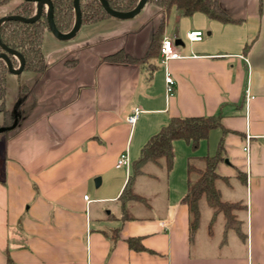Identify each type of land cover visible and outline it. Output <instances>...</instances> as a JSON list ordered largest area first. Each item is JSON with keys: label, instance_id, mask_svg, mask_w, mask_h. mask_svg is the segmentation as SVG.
Returning <instances> with one entry per match:
<instances>
[{"label": "crops", "instance_id": "1", "mask_svg": "<svg viewBox=\"0 0 264 264\" xmlns=\"http://www.w3.org/2000/svg\"><path fill=\"white\" fill-rule=\"evenodd\" d=\"M220 4L239 22L171 10L163 39L181 58L166 64L160 55L139 64L103 60L119 50L147 54L161 20L148 13L143 24L85 25L78 38L82 26L69 44L45 33L46 71L24 76L36 85L17 127L5 128L0 115V264H264V0ZM192 30L203 40L190 42ZM135 108L142 112L130 125ZM209 116L221 127L197 150L175 141L170 173L149 164L135 185L139 199L119 200L151 136L172 118ZM221 146L217 188L234 204L241 234L203 200L191 238L189 158ZM123 152L131 165L117 169Z\"/></svg>", "mask_w": 264, "mask_h": 264}, {"label": "trees", "instance_id": "2", "mask_svg": "<svg viewBox=\"0 0 264 264\" xmlns=\"http://www.w3.org/2000/svg\"><path fill=\"white\" fill-rule=\"evenodd\" d=\"M11 0H0V7L6 6ZM54 7V22L62 33H68L75 22L74 0H51ZM110 7L119 12L133 10L139 0H107ZM161 9V20L152 35L147 54L143 58H135L124 50L103 58L113 63H144L150 58H158L163 41L166 20L172 9L181 12L182 16L190 17L195 13H202L210 20L224 24L238 23L220 4V0H149ZM82 12V26L94 25L103 20L112 18L104 10L99 0H80ZM37 3L29 0H20L14 7L5 13V16L17 15L31 18L35 15ZM141 14V13H140ZM1 18V16H0ZM50 31L49 22L44 8L41 18L34 23L7 21L0 29V38L3 44L19 52L25 59L24 70L20 75L11 74L3 60H0V114H3L5 128H15L20 118V108L32 94L36 81L27 82L24 74L42 75L46 71L47 60L43 53L45 33ZM3 50L0 47V52ZM14 68L19 67V59L9 55ZM13 81V84L10 81ZM12 84V85H11ZM10 98V99H9ZM11 103V104H10ZM221 127L220 117H185L172 118L156 134L151 136L141 150L140 156L132 163L131 175L119 198L124 204L138 200L135 191L137 179L146 175V167L154 164L170 173L174 166V142L185 141L192 150H197L202 141L206 140L211 131ZM222 146L215 155L202 158L191 157L188 162V193L184 202L188 205L191 222L190 234L194 237L200 222V205L204 200L215 213L225 215L226 228L235 229L240 233L237 219L231 214L234 204L225 202L221 198L217 182L220 176L216 172L218 163L222 160ZM201 162L203 166L195 163ZM241 234V233H240ZM135 250H144L138 240H128Z\"/></svg>", "mask_w": 264, "mask_h": 264}, {"label": "water", "instance_id": "3", "mask_svg": "<svg viewBox=\"0 0 264 264\" xmlns=\"http://www.w3.org/2000/svg\"><path fill=\"white\" fill-rule=\"evenodd\" d=\"M37 3L36 13L31 18H24L17 15L12 16H3L0 18V29L2 25L7 21H17L22 23H34L41 18L44 8L46 9V14L49 22V29L52 35L59 41H70L76 37L77 33L80 31L82 27V12L80 7V0H74V13H75V22L73 28L68 33L60 32L55 25L54 22V7L51 0H29ZM101 5L103 6L106 13L112 18H116L119 20H131L136 18L142 10L145 8L149 0H139L137 6L129 11V12H119L110 7L107 0H99ZM0 47L3 52H0V60H3L6 63V66L11 74L20 75L24 70L25 59L24 57L17 51L8 48L5 44L2 43L0 38ZM9 55L16 56L19 59V67L14 68ZM17 122L13 126L15 128ZM13 129V128H9ZM100 178L96 180V186L99 184Z\"/></svg>", "mask_w": 264, "mask_h": 264}, {"label": "built area", "instance_id": "4", "mask_svg": "<svg viewBox=\"0 0 264 264\" xmlns=\"http://www.w3.org/2000/svg\"><path fill=\"white\" fill-rule=\"evenodd\" d=\"M190 42H200L204 38V32L200 30H192L187 35ZM160 57L163 64H166L169 60H175L181 58L180 54L177 52L174 42L169 38H164L160 47ZM175 92V81L172 76L166 74V94L172 97ZM139 108H135L132 113L127 117V122L130 125H134L141 114ZM131 161L127 152H123L117 159L116 168L122 169L125 167H130ZM85 200L88 201V196H85Z\"/></svg>", "mask_w": 264, "mask_h": 264}, {"label": "rangeland", "instance_id": "5", "mask_svg": "<svg viewBox=\"0 0 264 264\" xmlns=\"http://www.w3.org/2000/svg\"><path fill=\"white\" fill-rule=\"evenodd\" d=\"M19 1L20 0H11L6 6H3V7H0V16H4V13H6L8 10H10L12 7H14L17 3H19ZM257 1H259V0H257ZM151 6L153 7V8H155V9H157L155 12L153 11H151V10H153L152 8H151ZM149 11H151V12H149ZM146 13H148V15L149 16H151V17H160L161 18V15H162V13H161V9L159 8V7H157L155 4H153V3H149V4H147L146 5V7L143 9V11H142V13L140 14V15H138L136 18H134V19H131V20H119V19H116V18H109L108 20H115V22H118L119 24H122V25H128V24H134V23H137V22H140V24H143V21L141 20L142 18H143V16L146 14ZM148 16V17H149ZM134 21V22H133ZM159 22H160V20H159ZM89 26V25H88ZM85 27V28H84ZM83 27V29L80 31V34L78 35V38H80V36L83 34H85L84 33V31L86 30V28H89V27H87V26H84ZM82 35V36H83ZM54 38V37H53ZM75 39H77V38H75ZM54 40H56V42L58 41L57 39H55L54 38ZM72 40H74V39H72ZM72 40H70V41H64L65 43H63V44H69V42H73ZM58 42H63V41H58ZM59 44H61V43H59ZM47 49H49V45H47V47H46V50ZM31 74V73H30ZM30 74H24V76L26 77V78H28V76H30ZM12 84H13V81L11 82ZM11 84V85H12ZM10 99V98H9ZM11 104V103H10ZM0 115H3V114H0Z\"/></svg>", "mask_w": 264, "mask_h": 264}, {"label": "flooded vegetation", "instance_id": "6", "mask_svg": "<svg viewBox=\"0 0 264 264\" xmlns=\"http://www.w3.org/2000/svg\"><path fill=\"white\" fill-rule=\"evenodd\" d=\"M3 52V51H2Z\"/></svg>", "mask_w": 264, "mask_h": 264}]
</instances>
